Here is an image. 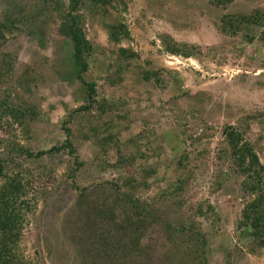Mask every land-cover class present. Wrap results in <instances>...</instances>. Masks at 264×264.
Listing matches in <instances>:
<instances>
[{
  "label": "rangeland",
  "instance_id": "1",
  "mask_svg": "<svg viewBox=\"0 0 264 264\" xmlns=\"http://www.w3.org/2000/svg\"><path fill=\"white\" fill-rule=\"evenodd\" d=\"M67 13L68 0H0V186L28 194L20 257L264 264L242 234L254 194L224 135L264 167V0L84 3L80 78L58 33ZM67 139L73 151L38 155Z\"/></svg>",
  "mask_w": 264,
  "mask_h": 264
},
{
  "label": "trees",
  "instance_id": "2",
  "mask_svg": "<svg viewBox=\"0 0 264 264\" xmlns=\"http://www.w3.org/2000/svg\"><path fill=\"white\" fill-rule=\"evenodd\" d=\"M68 2L69 13L60 24L58 33L68 38L72 44V62L76 67L77 77L80 78V75L87 70L85 58L90 51V46L85 39L78 18L72 16V14L77 12L84 3L103 7L109 5L110 0H68ZM231 24V21H227L226 28H230ZM221 25L222 31L226 32L224 24ZM115 30L113 28L110 32V38L113 42L118 41ZM260 39L264 43V30ZM170 52L175 55L189 57V54L182 52L179 48H172ZM85 87L87 89V100L90 104L93 100L94 88L92 84H85ZM65 133L68 137L69 130L66 129ZM224 133L236 167L242 175L248 178L249 181L246 187L254 194L253 200L242 210V223L245 228L242 234L245 235V238L247 236L254 238L261 246H264V175H262L264 167L260 165L250 144L243 140L238 132L231 127H227ZM61 149L73 151L68 139L63 145L51 148L47 152H39L38 155L59 152ZM27 196L24 185L15 178H7L4 184L0 186V264H27L18 253L25 214L30 207Z\"/></svg>",
  "mask_w": 264,
  "mask_h": 264
}]
</instances>
